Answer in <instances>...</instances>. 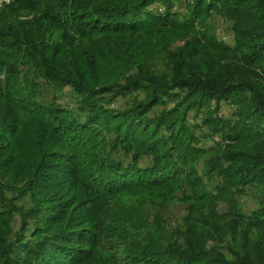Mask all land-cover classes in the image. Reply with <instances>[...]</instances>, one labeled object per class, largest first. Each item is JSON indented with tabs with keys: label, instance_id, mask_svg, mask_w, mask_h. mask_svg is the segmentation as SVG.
I'll return each mask as SVG.
<instances>
[{
	"label": "trees",
	"instance_id": "1",
	"mask_svg": "<svg viewBox=\"0 0 264 264\" xmlns=\"http://www.w3.org/2000/svg\"><path fill=\"white\" fill-rule=\"evenodd\" d=\"M0 264H264V0L0 5Z\"/></svg>",
	"mask_w": 264,
	"mask_h": 264
},
{
	"label": "rangeland",
	"instance_id": "2",
	"mask_svg": "<svg viewBox=\"0 0 264 264\" xmlns=\"http://www.w3.org/2000/svg\"><path fill=\"white\" fill-rule=\"evenodd\" d=\"M9 0H0V5H2L3 3H7ZM214 28H215V35L225 41V42H231V32L229 31V28L227 26V23L224 22L223 20L219 19V18H215L214 21ZM71 97H73L72 92L69 88L65 87L63 89V93L61 94V96L58 97L59 102H69L70 104L72 103L71 101ZM51 98V94L48 93L47 96H45V100H49ZM230 110L229 108H227L226 106H223L221 109V114L222 115H229ZM246 205L252 206L253 202L247 200ZM179 207L175 206L172 208V213L169 214V225L170 226H174L175 224H177L179 218L181 217V215L183 213H181V211L178 210Z\"/></svg>",
	"mask_w": 264,
	"mask_h": 264
}]
</instances>
